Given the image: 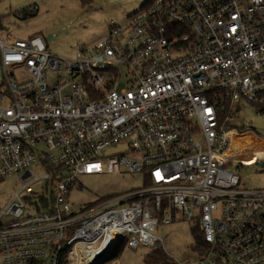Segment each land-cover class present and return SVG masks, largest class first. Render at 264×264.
I'll list each match as a JSON object with an SVG mask.
<instances>
[{"label":"built area","instance_id":"obj_1","mask_svg":"<svg viewBox=\"0 0 264 264\" xmlns=\"http://www.w3.org/2000/svg\"><path fill=\"white\" fill-rule=\"evenodd\" d=\"M241 101L264 115V0H147L71 58L0 38V182L18 184L0 264H111L123 242L163 247L157 213L198 220L185 264H264V188L237 174L264 136ZM123 171L145 185L72 208L78 176Z\"/></svg>","mask_w":264,"mask_h":264},{"label":"rangeland","instance_id":"obj_2","mask_svg":"<svg viewBox=\"0 0 264 264\" xmlns=\"http://www.w3.org/2000/svg\"><path fill=\"white\" fill-rule=\"evenodd\" d=\"M147 0H0V38L7 41L26 39L38 33L54 55L71 58L83 47L95 44L107 33L111 23H121L136 13ZM37 7L35 14L23 16V10ZM242 109L237 123L242 120L264 136V115L256 113L250 104L241 101ZM115 150L108 149L107 153ZM259 160H262L261 157ZM240 184L251 189L264 188V167L255 162L237 170ZM144 172L83 174L77 177L69 195L74 210L96 204L112 194L126 192L145 185ZM18 186L14 177L0 182V207ZM157 235L163 242V251L178 264L197 259L193 228L196 221L181 218L166 222L163 213H157ZM159 247L131 248L123 242L111 264H147L144 254ZM113 262V263H112Z\"/></svg>","mask_w":264,"mask_h":264},{"label":"trees","instance_id":"obj_3","mask_svg":"<svg viewBox=\"0 0 264 264\" xmlns=\"http://www.w3.org/2000/svg\"><path fill=\"white\" fill-rule=\"evenodd\" d=\"M35 14V12L32 11V9H25L23 10V16H27V15H33ZM38 33H33L32 35H36ZM194 232V247L195 250L199 251V253L201 254V252L204 251L205 249V244L203 241V237H202V231L200 229L199 226V222L198 220H196V225L194 226V228L192 229ZM144 261L147 264H178L175 261H171L167 255L165 254V252L163 251L162 247H155L150 249L148 252H146L144 254ZM61 263L63 262V260L61 259L60 261ZM34 264H45L44 260H37L34 262Z\"/></svg>","mask_w":264,"mask_h":264},{"label":"water","instance_id":"obj_4","mask_svg":"<svg viewBox=\"0 0 264 264\" xmlns=\"http://www.w3.org/2000/svg\"><path fill=\"white\" fill-rule=\"evenodd\" d=\"M257 165H261L262 167H264V161H262L261 163L259 162H256ZM122 241V239L119 240V243L120 244ZM116 255V252H112V253H108L106 254L104 251H102L99 256L102 257V261H108V260H111L112 258H114Z\"/></svg>","mask_w":264,"mask_h":264}]
</instances>
